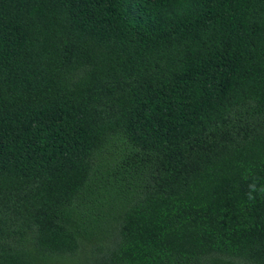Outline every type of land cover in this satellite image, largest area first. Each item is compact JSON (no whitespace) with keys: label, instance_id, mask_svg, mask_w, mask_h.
Segmentation results:
<instances>
[{"label":"trees","instance_id":"trees-1","mask_svg":"<svg viewBox=\"0 0 264 264\" xmlns=\"http://www.w3.org/2000/svg\"><path fill=\"white\" fill-rule=\"evenodd\" d=\"M264 0H0V264H264Z\"/></svg>","mask_w":264,"mask_h":264},{"label":"clouds","instance_id":"clouds-1","mask_svg":"<svg viewBox=\"0 0 264 264\" xmlns=\"http://www.w3.org/2000/svg\"><path fill=\"white\" fill-rule=\"evenodd\" d=\"M258 195H264V183L253 177L247 184L246 197L248 201L254 202Z\"/></svg>","mask_w":264,"mask_h":264}]
</instances>
